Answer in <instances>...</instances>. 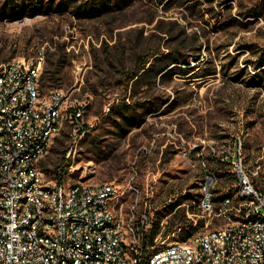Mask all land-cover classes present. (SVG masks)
I'll return each mask as SVG.
<instances>
[{"label":"rangeland","instance_id":"obj_1","mask_svg":"<svg viewBox=\"0 0 264 264\" xmlns=\"http://www.w3.org/2000/svg\"><path fill=\"white\" fill-rule=\"evenodd\" d=\"M60 1L0 0V70L13 59L41 58L42 93L62 88L69 96L61 131L39 162L46 178L68 165L65 150L74 146L67 179L127 186L118 202L124 210L132 182L164 244L223 225L232 212L225 198L240 200L237 175L222 155L211 160V147L240 138L243 164L258 184L264 171V69L248 63L264 53V0H108L110 9L94 18L76 15L71 0L58 8ZM177 46L201 76L157 74L128 89L136 49L162 55ZM128 103L139 113L154 109L128 125L116 110ZM78 107L81 130L72 117ZM222 160L223 179L211 168ZM211 174L213 205L204 211Z\"/></svg>","mask_w":264,"mask_h":264},{"label":"built area","instance_id":"obj_2","mask_svg":"<svg viewBox=\"0 0 264 264\" xmlns=\"http://www.w3.org/2000/svg\"><path fill=\"white\" fill-rule=\"evenodd\" d=\"M41 68V58H17L0 70V264H264V171L258 184L243 164L242 139L211 147L237 175L240 200L225 198L228 220L188 241H151L153 213L132 182L124 210L118 202L127 186L67 179L74 146L66 150L68 165L59 167L66 169L63 181L46 178L39 162L60 133L70 100L62 88L42 93ZM72 117L84 128L82 107ZM213 174L199 202L204 211L213 205Z\"/></svg>","mask_w":264,"mask_h":264},{"label":"trees","instance_id":"obj_3","mask_svg":"<svg viewBox=\"0 0 264 264\" xmlns=\"http://www.w3.org/2000/svg\"><path fill=\"white\" fill-rule=\"evenodd\" d=\"M162 3L166 0H160ZM170 1V0H169ZM66 0H61L58 8H65L63 5L66 4ZM71 3L74 6V12L79 17H98L103 12L110 9V3L108 0H71ZM41 4V3H40ZM136 49L134 52V67L128 70V89H132L133 91H137V88L145 85L146 82H149L150 79H153L157 74L161 76V80H165L167 77L171 78L174 75H195L201 76L200 73L196 71V66L192 65L187 59V55L183 53L182 46H177L174 50H169L167 53L159 55L160 52L156 50L150 51H138ZM257 50H253L256 52ZM153 57H156L155 61H151ZM248 63H252L256 69L263 70L264 69V53H261L257 60H249ZM149 64V66H148ZM213 74L210 70L205 72L203 76H208ZM193 76V77H195ZM44 75L42 76V86L44 84ZM132 84V85H131ZM139 104V102L137 103ZM146 105V104H145ZM144 106V104H142ZM138 108L133 104H125L120 108L116 109L121 115H123L124 119L128 121V125H137L140 124L143 117L148 113V111L153 112L150 105H146L143 113H139ZM128 112V116L126 115ZM66 151V150H65ZM215 162V156H212L211 159ZM225 163L223 160L219 163L218 167L212 165V171L216 177L221 179L224 178L226 173H229L228 168L225 167ZM58 166L56 168V178L61 182L63 181V174L66 171L65 167H62V172L59 171ZM155 231L152 232L150 236V240L156 236ZM192 230L186 231V234L183 236L184 239L191 237L193 235Z\"/></svg>","mask_w":264,"mask_h":264}]
</instances>
